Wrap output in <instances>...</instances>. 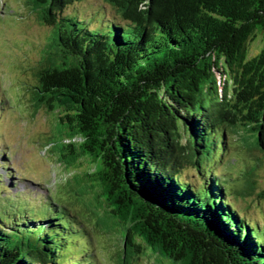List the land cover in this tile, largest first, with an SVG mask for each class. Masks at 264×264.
Segmentation results:
<instances>
[{
    "label": "trees",
    "instance_id": "obj_1",
    "mask_svg": "<svg viewBox=\"0 0 264 264\" xmlns=\"http://www.w3.org/2000/svg\"><path fill=\"white\" fill-rule=\"evenodd\" d=\"M85 1H29L53 29L34 99L57 116L47 145L59 163L100 162L75 178L82 196L96 194V225L120 234V264L148 251L173 264H264V228L205 168L241 128L264 152V0H102L114 11L106 21L66 13ZM189 166L196 179L183 175ZM46 201L33 217L0 192V264H98L94 251L64 259L75 239L89 240Z\"/></svg>",
    "mask_w": 264,
    "mask_h": 264
},
{
    "label": "rangeland",
    "instance_id": "obj_2",
    "mask_svg": "<svg viewBox=\"0 0 264 264\" xmlns=\"http://www.w3.org/2000/svg\"><path fill=\"white\" fill-rule=\"evenodd\" d=\"M29 1L0 0V192L4 197L12 196L18 208L33 217L47 210L46 200L52 196L81 222L85 233L81 238L89 240V245L75 239L70 244L72 249L63 256L65 260L78 259L75 254L80 251H94L98 264H120V234L108 223L105 229L96 225V194L82 196L83 186L78 184L79 177L75 178L100 169V162L86 159L79 169L66 167L47 145L59 137L58 119L55 113L38 107L34 90L38 68L50 50L53 29L39 21ZM66 13L80 17L99 13L106 21L114 11L102 0H87L71 6ZM262 46V38L257 35L249 44L250 55L258 54ZM255 141L256 133L241 128L226 137V150L211 156L205 168L219 176L228 202L243 219L259 229L264 228V196L260 197L264 192V152L255 149ZM195 174L190 166L183 171L192 179H196ZM132 264L173 263L160 252L148 251Z\"/></svg>",
    "mask_w": 264,
    "mask_h": 264
},
{
    "label": "built area",
    "instance_id": "obj_3",
    "mask_svg": "<svg viewBox=\"0 0 264 264\" xmlns=\"http://www.w3.org/2000/svg\"><path fill=\"white\" fill-rule=\"evenodd\" d=\"M217 78H218L219 86L221 88L220 92H222V87L224 85L225 78L220 74L217 75Z\"/></svg>",
    "mask_w": 264,
    "mask_h": 264
}]
</instances>
